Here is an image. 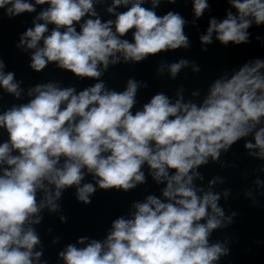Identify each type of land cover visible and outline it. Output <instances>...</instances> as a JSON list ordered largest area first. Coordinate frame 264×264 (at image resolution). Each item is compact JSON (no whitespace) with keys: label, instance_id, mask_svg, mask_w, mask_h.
<instances>
[{"label":"clouds","instance_id":"1","mask_svg":"<svg viewBox=\"0 0 264 264\" xmlns=\"http://www.w3.org/2000/svg\"><path fill=\"white\" fill-rule=\"evenodd\" d=\"M145 2L114 0L109 13L115 14L116 6H131L103 23L85 19L97 17L93 0H0V9L16 17L48 4L36 17L44 23L34 21L20 40V47L35 50L30 67L40 72L55 62L76 77L99 80L100 66L106 70L121 57L140 62L189 47L185 19L173 12L158 16L142 7ZM158 3L152 0L153 8ZM229 3L235 13L229 10L222 21L211 19L201 36L204 44L213 42L214 33L225 46L245 44L252 24L264 25V0ZM193 7L199 18L209 8L208 0H193ZM49 24L55 25L50 33ZM130 30L134 42L123 39ZM187 65L182 59L168 71L174 78ZM4 68L0 61V88L19 98L21 82ZM140 87L130 79L126 90L117 92L100 81L77 93L74 87L41 84L28 91V103L0 114V129L8 134L0 144V264L39 260L42 253L34 248L40 240L31 225L40 222L38 213L45 207L59 209L64 190L75 186L78 200L87 204L97 185L127 191L144 183L145 165L157 183L166 185L165 199L149 196L136 203L131 218L114 221L103 242L69 245L60 253L65 264H216L228 255L226 243L210 244L209 237L232 217L225 219L219 194L205 192L193 181L202 179L196 169L209 157L216 160L221 150L253 133L255 143L247 140L245 147L259 149L250 155L264 159V59L217 79L199 105L183 102L182 96L173 102L158 93L133 112ZM88 174L95 185L82 184ZM38 192L43 193L39 203ZM84 243L82 238L79 244Z\"/></svg>","mask_w":264,"mask_h":264},{"label":"water","instance_id":"2","mask_svg":"<svg viewBox=\"0 0 264 264\" xmlns=\"http://www.w3.org/2000/svg\"><path fill=\"white\" fill-rule=\"evenodd\" d=\"M32 2L35 3V0ZM208 3L209 8L197 18L193 0H159L154 8L152 0H146L142 7L154 10L158 16L173 12L185 19L184 33L188 37L189 47L164 51L140 62H125L121 57L118 63L110 64L106 70L100 66L103 75L99 80L76 77L59 68L55 62L49 63L40 72L30 67L35 50L27 49L26 45L20 47V40L28 29L34 28V21L44 23L36 21V17L49 7L48 4L36 5L35 12H25L16 17H9L5 9H0V61L5 65V73H15V80L21 82L22 90L21 96L17 98L0 88V114L14 105L28 103L32 98L28 96V91L48 83H55L61 89L74 87L79 93L103 81L107 89L123 92L128 81L134 79L141 87L137 91L133 112L142 109L158 93H164L173 102L182 96L185 103L201 104L217 79L230 76L249 61L264 59V25L253 23L248 29L249 42L245 44L230 43L225 46L216 40L215 33L213 42L204 44L201 36L207 34L211 19L222 21L229 10L233 13L236 11L231 8L229 0H208ZM113 4L114 0H93L97 17L85 19L99 18L102 23L114 21L116 15L131 6H116L113 14L108 12ZM54 27L48 25L49 33ZM76 27L79 31V25ZM133 31L130 30L123 39L134 42ZM182 59L187 60L188 65L173 78L168 66ZM161 66H164L163 71L160 70ZM197 68L198 71L194 70ZM7 139L6 130L0 129V144ZM247 140L255 143L254 133L237 141L229 150H221L216 160L209 157L207 164L196 169L202 179H194V185L205 192L219 194L218 206L224 210L225 219L232 217L230 224L213 230L209 237L210 244L224 242L229 248L228 255L222 256L216 264H264V184L256 183L257 180L264 182V159L250 155V151L258 152L259 149H247ZM142 171L146 177L144 183L127 191L101 189L97 185L96 191L90 196L91 202L87 204L78 200L75 186L64 190L58 201L59 209L52 212L45 207L38 213L40 222L31 225L40 240L34 252L42 253L38 261L34 260V264H65L60 253L69 245L85 247L94 240L103 242L110 234L114 221L131 218L136 203L146 202L149 196L164 200L163 189L166 185L153 179L147 165ZM213 180L216 183L213 184ZM84 183L95 185L96 180L88 174ZM42 197L43 193L38 192V203ZM233 213L236 215L232 216ZM82 238L85 240L83 245L79 244Z\"/></svg>","mask_w":264,"mask_h":264}]
</instances>
